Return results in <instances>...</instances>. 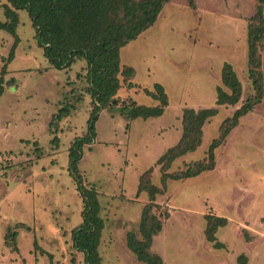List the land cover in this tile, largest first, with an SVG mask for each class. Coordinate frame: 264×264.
Instances as JSON below:
<instances>
[{
  "label": "rangeland",
  "instance_id": "rangeland-1",
  "mask_svg": "<svg viewBox=\"0 0 264 264\" xmlns=\"http://www.w3.org/2000/svg\"><path fill=\"white\" fill-rule=\"evenodd\" d=\"M7 2L0 0L1 22ZM258 5L259 0H168L157 22L121 50L123 63L136 70V88L120 77L118 106L99 113L97 137L79 162L84 184L99 195L103 264H143L127 246L128 233L141 238L142 213L152 204L147 192L138 193L139 185L149 172L150 181L164 188L158 160L179 143L184 110L217 108L218 114L205 124L199 149L177 159L169 173L207 158L222 123L255 94L248 75V27ZM19 16L21 42L10 63L15 38L0 29V264H50L51 257L53 264H85L72 241L84 203L69 151L87 132L93 109L87 62L52 67L28 12ZM262 60L264 74V49ZM226 63L243 85L234 107L216 105ZM155 83L169 96L162 117L120 115L132 101L156 105L144 89L154 90ZM64 103L74 110L55 122ZM215 161L213 171L169 180L156 196L154 214L163 229L151 251L164 264H264V98L216 150ZM209 216L227 220L215 235L221 249L208 241Z\"/></svg>",
  "mask_w": 264,
  "mask_h": 264
},
{
  "label": "trees",
  "instance_id": "trees-1",
  "mask_svg": "<svg viewBox=\"0 0 264 264\" xmlns=\"http://www.w3.org/2000/svg\"><path fill=\"white\" fill-rule=\"evenodd\" d=\"M167 2L168 0H8L3 5L6 21H0V29L11 33L15 38L9 63L17 57L21 42L17 34L21 10L28 12L36 31L35 38L38 45L43 49L44 56L52 67L69 68L78 60L87 62L86 78L93 100V109L87 132L81 137V141H75L69 151L70 169L78 183L84 203L83 222L72 230V241L73 248L84 255L85 264H103L99 248L105 221L100 215L98 192L84 184L79 162L84 147L97 137L96 124L99 113L103 109L112 110L118 106L115 103L116 96L123 86L120 77L123 76L126 81L128 80L131 88H136V85L132 83V79L135 80L136 70L123 63L121 50L137 40L157 22ZM263 49L264 0H259L257 11L248 27V75L255 94L238 108L232 117L222 123L220 135L210 144L207 158L186 165L184 171L169 173L177 159L199 149L203 142L205 124L218 114L217 108L184 110L183 133L179 143L169 148L158 160V164L161 165V183L164 188L160 189L150 181L149 172L142 177L138 193L147 192L152 204L145 206L142 213L141 238L139 239L133 232L128 233L127 246L143 264H164L163 258L151 251L154 237L163 229L162 221L154 214V208H157V205H154L156 196L166 189L169 180H189L213 171L216 166V150L223 145L226 138L239 125L240 120L262 103L264 98ZM2 73L6 74V69H3ZM221 80L222 86L217 88L216 105L237 106L242 98L243 85L231 64L224 65ZM137 85L141 86L138 83ZM144 89L146 94L156 101V105L148 106L132 101L120 108L121 116L129 120H149L164 115L169 106V96L164 86L155 83L154 90ZM3 92V86L0 85V99ZM73 110V105L64 103L55 115V122L68 118ZM208 218L206 231L208 241L214 242V247L221 249L224 244L218 242L215 235L220 228L227 225V220L216 216ZM13 236L15 240L16 233ZM14 248L18 249L15 246ZM50 264H53L52 257Z\"/></svg>",
  "mask_w": 264,
  "mask_h": 264
}]
</instances>
